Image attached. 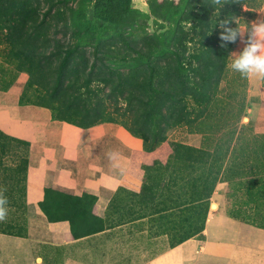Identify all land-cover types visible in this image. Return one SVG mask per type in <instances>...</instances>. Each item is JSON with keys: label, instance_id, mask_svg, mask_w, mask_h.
Wrapping results in <instances>:
<instances>
[{"label": "rangeland", "instance_id": "obj_1", "mask_svg": "<svg viewBox=\"0 0 264 264\" xmlns=\"http://www.w3.org/2000/svg\"><path fill=\"white\" fill-rule=\"evenodd\" d=\"M70 2L75 10L62 11L43 29L52 39L27 45L0 40V92L21 78V102L43 107L54 119L80 125L106 120L120 123L130 132L136 131L144 147L159 158L147 167L140 191H119L108 206L106 219L91 217L85 204L77 206L73 210L76 230L82 233L135 220L129 224L128 236L123 237L124 248L114 252V264H141L192 234L201 239L205 218L214 211L264 226V150L252 148L253 141L264 138V132L253 127L251 107L257 98L250 95L249 76L230 67L245 46L239 35L225 64L221 56L216 57L219 78L211 83L206 101L197 105L200 98L189 94L191 80H199L193 70L210 67L205 53L224 44L211 23L214 13L215 18L222 17L220 10H211L212 6L204 9V0H118L110 8L112 17L104 18L99 16L96 0ZM163 2L166 4L160 5ZM229 10L233 15L227 27L233 29L244 25L251 31L250 21L264 19V4L258 9L242 5ZM164 12L193 38L181 63L186 71L178 72L179 66L161 50L152 58L155 70L151 71L147 58L128 49L119 36V32L131 35L145 51L153 41L146 35L166 30L159 17ZM77 27L85 32L70 34L69 30ZM89 30L94 32L91 37L86 33ZM222 31L219 25L218 34ZM59 45H76L84 52L83 58L72 56L60 77L62 59L48 55ZM96 47L105 65L92 63ZM167 86L174 89V99L179 102L176 100L171 109L159 105ZM175 143L208 148L215 167L221 166L209 197L200 185L194 190L190 178L206 171L208 163L196 162L191 170L181 153L173 151ZM246 147L249 152L242 151ZM3 162L11 164L19 159L11 156ZM12 180V169L0 161V188ZM7 208L4 222L15 214V208Z\"/></svg>", "mask_w": 264, "mask_h": 264}, {"label": "crops", "instance_id": "obj_2", "mask_svg": "<svg viewBox=\"0 0 264 264\" xmlns=\"http://www.w3.org/2000/svg\"><path fill=\"white\" fill-rule=\"evenodd\" d=\"M249 84L257 98L253 127L264 132V78L251 76ZM22 88L18 78L0 92V129L29 142L25 229L21 235L0 231V264H114V252L124 248L135 220L75 237L69 220L50 221L43 212L45 189L92 194V213L106 219L121 189L141 190L147 167L159 159L156 152L117 122L81 126L54 119L43 107L21 102ZM109 152L115 153L111 159ZM141 264H264V227L214 211L205 218L201 239L192 234Z\"/></svg>", "mask_w": 264, "mask_h": 264}, {"label": "trees", "instance_id": "obj_3", "mask_svg": "<svg viewBox=\"0 0 264 264\" xmlns=\"http://www.w3.org/2000/svg\"><path fill=\"white\" fill-rule=\"evenodd\" d=\"M117 2L118 0H96L95 7L100 9L99 16L104 18L112 17L110 8ZM165 4L166 3L163 2L160 5L164 6ZM263 4L264 0H225L224 2H222V0H219V2H217V0H204L203 8L205 9L206 7L212 6L211 10H220L219 14L222 17L215 18L214 16L217 13H214L212 19L210 18L211 23L214 22V31L215 33H217V36L219 35L218 37L220 38V34H218L219 32H217L218 26L225 20H231L233 12L229 10L230 8L236 10L240 9L242 5H246L248 8L258 9L261 8ZM75 7L76 6L72 4L70 0H0V40H5L9 43H12L13 40H16L19 45H27L40 39H52V37H49V35L47 38L45 33H43V29H46L50 25L49 22L52 21L55 16L61 15L62 11L72 13L75 10ZM159 17L162 22L161 26H166V30L164 34L153 32L151 35H146L149 36L153 41L145 46V51L144 47L138 46L136 42L131 40V35L125 36L123 32H119V36L123 43L128 47V49H131L136 54L143 55L147 58V63L148 66H150L151 71L155 70L152 58H154V54L158 53V50H161L162 52H165L169 55L172 61H174L177 66H179L178 72H180V70L186 71L187 68L182 66L181 63L182 59L185 58L184 50L187 48L188 43L192 42L193 38L189 36L188 31L180 26L178 22H171V18L166 12L159 15ZM113 20L116 21L115 19ZM219 20L220 22L218 23ZM114 23L117 24V22ZM207 24H209V21L207 22ZM80 31L85 32V29L79 30V28L77 27L75 28V30H69L70 34L76 36H80ZM86 33L90 37L94 34L93 30H89ZM43 34L45 35V37L43 36ZM145 38L147 37H144L143 39ZM237 40L238 36L236 42ZM236 42L232 43L230 41H224V44L226 45L225 47L220 46L216 50L206 52L205 63H208L210 67L203 69L195 68L193 70L194 72L196 71V73H198L199 80H191L189 94H191L193 97H196L197 99L200 98V101H198L197 105H202L206 101L209 95V88L211 83L219 78L217 68L215 67V63L217 61L216 57L221 56L224 59L225 64L227 62L226 59L228 57V53L230 49L236 44ZM92 53L94 57L92 63L103 65L106 64L97 47L94 48ZM48 55H58L62 59V63L59 66L60 77L63 68L74 57L73 55H77L79 58H83L84 52L80 50V48L76 45L73 47H64L62 45H59L56 50H52ZM224 64L222 66H224ZM174 93V89L171 86H167L166 88H164L163 94L160 98L161 103L159 105L161 107H164V105H168L169 109L173 108L176 100L178 102V99H174ZM169 100L171 102L170 104H167L166 101L169 102ZM161 107L158 108L162 110ZM89 125L92 124L81 126ZM131 133H135L134 135L138 136V134H136V131L134 130H131ZM238 141L240 143V140L237 138V142ZM256 146L261 150H264V138L262 139V141L259 140V142L253 141L252 148L255 149L257 148ZM235 150H237L236 147ZM28 151V141L9 135L0 129V161L2 164L4 163L5 166H8L10 167V169H12L14 179L11 183H3L0 188V195H2L3 192L4 194L2 196L8 200V204H6L5 207H10L12 209L15 208V214H13V217L10 218V221L0 222L1 232L17 235H21L24 233V195L26 173L28 169ZM173 151L181 153V155L183 156L182 161L190 163L191 170L194 169V163L196 162L208 163L206 171L203 170L202 174L200 175H191L190 178H192L191 185L194 190H196L200 185L204 188V194L207 195L206 197H209V194L213 191V186L217 182V179L219 178L221 173V166L215 167V158H210V150L205 147H196L184 143H175L173 145ZM242 151L249 152L248 147L242 148ZM11 156L17 157L19 159V162H13L11 164H6L5 162H3L5 159ZM94 202L95 196L92 194L74 196L48 187L45 189V197L41 201L40 205L43 212L46 214L47 218L50 221H58L62 219L69 220L71 223L73 235L75 237H80L103 228L100 227L98 229L82 233H79L76 230V217L74 215L75 213H73V210H75V208H77V206H79L80 204H85V206L89 209V214L91 217L100 221L102 220L100 217L92 213ZM183 239L179 240L178 242L182 241Z\"/></svg>", "mask_w": 264, "mask_h": 264}, {"label": "clouds", "instance_id": "obj_4", "mask_svg": "<svg viewBox=\"0 0 264 264\" xmlns=\"http://www.w3.org/2000/svg\"><path fill=\"white\" fill-rule=\"evenodd\" d=\"M219 2V0H217ZM231 21L225 20L220 24L223 31L220 33L221 41L236 42L237 36L241 37V41L244 43L242 52L234 59H232L230 67L242 75L259 76L264 78V19L257 18L250 21L251 31H248L247 27L241 25L243 31L240 28L233 29L226 25ZM227 33V35L225 34ZM246 36V38H245ZM225 44H221V47H225ZM115 153L109 152V159ZM8 204V200L0 195V222H4L7 219L9 209L5 207Z\"/></svg>", "mask_w": 264, "mask_h": 264}, {"label": "bare ground", "instance_id": "obj_5", "mask_svg": "<svg viewBox=\"0 0 264 264\" xmlns=\"http://www.w3.org/2000/svg\"><path fill=\"white\" fill-rule=\"evenodd\" d=\"M213 206L215 207V203L213 204Z\"/></svg>", "mask_w": 264, "mask_h": 264}]
</instances>
